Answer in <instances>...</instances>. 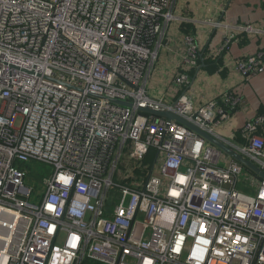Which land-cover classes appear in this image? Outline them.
Returning a JSON list of instances; mask_svg holds the SVG:
<instances>
[{"label":"built area","instance_id":"built-area-1","mask_svg":"<svg viewBox=\"0 0 264 264\" xmlns=\"http://www.w3.org/2000/svg\"><path fill=\"white\" fill-rule=\"evenodd\" d=\"M176 0H0V264H264V180L172 112L264 172V116L219 127L242 105L186 90L202 52L192 35L170 102L150 79ZM220 53L252 25H223ZM244 80L264 54L236 62ZM20 125H17L18 121ZM156 151L152 166L145 163ZM53 175L26 185L27 165ZM257 186L239 189L244 173Z\"/></svg>","mask_w":264,"mask_h":264},{"label":"crops","instance_id":"crops-1","mask_svg":"<svg viewBox=\"0 0 264 264\" xmlns=\"http://www.w3.org/2000/svg\"><path fill=\"white\" fill-rule=\"evenodd\" d=\"M173 13L176 19L166 26L164 46L158 53L159 57L151 78L153 96H165L168 102L182 94L177 93L178 90L172 85V79L180 70L187 53L185 36L194 37L206 58H216L222 55L220 49L227 30L222 26H215V23L232 26L252 25L264 29V0H176ZM183 23L191 26L190 34L182 32ZM262 49L263 36L251 34L238 36L222 55L228 72L227 77L224 78L219 73L210 74L205 68L198 69L186 89L197 105L217 99L228 91L241 96L240 108L233 112L218 130L224 138L238 145L245 142L241 137L244 125L259 116H264V73L244 80L237 70L236 62L255 56ZM261 135L264 137V126ZM246 170L248 173L252 172L247 168ZM248 173L245 171L238 187L248 194H254L257 186L255 190L251 189Z\"/></svg>","mask_w":264,"mask_h":264},{"label":"water","instance_id":"water-1","mask_svg":"<svg viewBox=\"0 0 264 264\" xmlns=\"http://www.w3.org/2000/svg\"><path fill=\"white\" fill-rule=\"evenodd\" d=\"M204 54V53H202ZM204 68L203 66L200 68V70ZM142 112L146 113V114H152L158 117H163L166 118L168 120H173L176 121L184 126H186L187 128H189L190 130L194 131L195 133H197L199 136L203 137L204 139H206L208 142H210L212 145L216 146L217 148H219L221 151H223L225 154H227L228 156H230L231 158H233L234 160L238 161L239 163H241L244 167H246L247 169H249L250 171H252L254 174H256L257 176H259L261 179L264 180V172L262 170H260L252 161L242 157L240 154H238L236 151H234L233 149H231L229 146H227L225 143L221 142L220 140L214 138L213 136H211L210 134H208L207 132L203 131L201 128H199L198 126H196L195 124L189 122L188 120H186L185 118H183L182 116H179L175 113L172 112H162V111H155V110H151L149 108H143L140 109Z\"/></svg>","mask_w":264,"mask_h":264},{"label":"trees","instance_id":"trees-1","mask_svg":"<svg viewBox=\"0 0 264 264\" xmlns=\"http://www.w3.org/2000/svg\"><path fill=\"white\" fill-rule=\"evenodd\" d=\"M181 30L185 34H190L191 26L189 24L183 23L181 24ZM260 52L264 54V49L260 50ZM223 53L225 52H222V55ZM205 55L206 54H202V60L201 59L199 60L200 66H203L210 74L219 73L222 77L224 78L227 77L228 72L224 66L222 55L216 58L213 57L206 58ZM196 71L197 69L190 71L189 72L190 76L193 77ZM155 157H156V151L154 149H150L149 153L146 156L145 163L150 164V166H152Z\"/></svg>","mask_w":264,"mask_h":264},{"label":"rangeland","instance_id":"rangeland-1","mask_svg":"<svg viewBox=\"0 0 264 264\" xmlns=\"http://www.w3.org/2000/svg\"><path fill=\"white\" fill-rule=\"evenodd\" d=\"M152 79H150V90L152 92ZM21 121L17 122L19 126ZM28 172V177L26 179V185H31L32 187H38L36 191H39V187H41V181L51 177L53 175V167L46 163L32 162L26 167ZM252 190L256 189V186L250 184Z\"/></svg>","mask_w":264,"mask_h":264}]
</instances>
